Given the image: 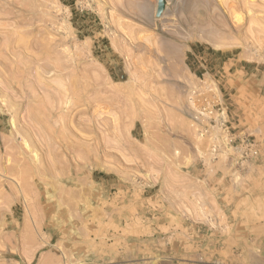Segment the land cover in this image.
<instances>
[{"label":"rangeland","instance_id":"374dc122","mask_svg":"<svg viewBox=\"0 0 264 264\" xmlns=\"http://www.w3.org/2000/svg\"><path fill=\"white\" fill-rule=\"evenodd\" d=\"M0 264H264V0H0Z\"/></svg>","mask_w":264,"mask_h":264},{"label":"water","instance_id":"95a60500","mask_svg":"<svg viewBox=\"0 0 264 264\" xmlns=\"http://www.w3.org/2000/svg\"><path fill=\"white\" fill-rule=\"evenodd\" d=\"M157 10L159 11V7L157 8Z\"/></svg>","mask_w":264,"mask_h":264},{"label":"bare ground","instance_id":"6f19581e","mask_svg":"<svg viewBox=\"0 0 264 264\" xmlns=\"http://www.w3.org/2000/svg\"><path fill=\"white\" fill-rule=\"evenodd\" d=\"M155 5H156V2H155Z\"/></svg>","mask_w":264,"mask_h":264}]
</instances>
